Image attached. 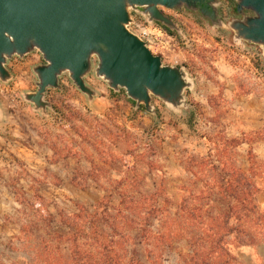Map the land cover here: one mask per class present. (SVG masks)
Instances as JSON below:
<instances>
[{"label": "rangeland", "instance_id": "obj_1", "mask_svg": "<svg viewBox=\"0 0 264 264\" xmlns=\"http://www.w3.org/2000/svg\"><path fill=\"white\" fill-rule=\"evenodd\" d=\"M217 2L222 27L213 26L199 10L160 8L176 29L156 21L148 22L143 9L131 11L133 22L128 29L147 42L148 49L161 57L164 66L183 68L193 82V88L184 92L186 106L178 110L157 97H152L154 114L142 111L144 106L137 109L124 89L113 91L93 70L85 78L86 85L97 93L91 103L68 73H64L59 78L60 88L46 92L44 100L54 110L47 108L44 114L42 110L34 111V105L23 97L37 90L38 78L33 68L44 64L42 55L34 51L7 62L12 79L0 80V254L3 258L28 259L25 252L16 250L17 211L21 208L17 197L31 200L36 195L43 196L45 205L58 213L73 211L77 204L93 205L104 196L94 187L85 190L71 183L75 160L55 162L49 142L59 141L58 135L66 136V140H80L67 123L63 127L68 128L67 133L57 124L60 117L55 108L70 115L63 109L70 105L88 116H99L103 125L113 129L105 118L111 119L133 132L145 146L154 140L159 148L157 160L167 169L169 192L175 196L186 178L182 163L185 155H208L209 150L215 154L224 140L235 138L250 142L237 150L231 148L236 166L246 159L250 147L264 160V50L237 41L229 26L233 20L253 14L250 11L238 14L237 0ZM94 64L95 68L96 60ZM192 113L191 129L187 122ZM72 121L73 125L83 127L76 116ZM259 201L264 208V193ZM238 255L244 264H264V244L241 249Z\"/></svg>", "mask_w": 264, "mask_h": 264}, {"label": "trees", "instance_id": "obj_2", "mask_svg": "<svg viewBox=\"0 0 264 264\" xmlns=\"http://www.w3.org/2000/svg\"><path fill=\"white\" fill-rule=\"evenodd\" d=\"M63 109L70 115L55 108L57 124L80 140L58 135L59 141L49 142L55 162L75 160L71 183L104 196L58 213L43 196L17 197L16 250L28 259L0 254V264H244L238 252L264 244V160L251 147L239 166L231 158V148L250 142L234 138L215 154L185 155L186 178L175 196L154 140L142 145L111 119L105 118L113 129L99 116ZM74 116L83 127L73 125Z\"/></svg>", "mask_w": 264, "mask_h": 264}, {"label": "water", "instance_id": "obj_3", "mask_svg": "<svg viewBox=\"0 0 264 264\" xmlns=\"http://www.w3.org/2000/svg\"><path fill=\"white\" fill-rule=\"evenodd\" d=\"M217 0H0V80L12 79L6 68L13 57L24 58L38 51L44 64L33 72L37 90L23 94L34 111L53 106L44 100L50 88H60L59 78L68 73L73 84L91 103L97 93L85 78L94 70L97 78L117 92L124 89L135 102L154 114L152 97L173 110L186 106L184 92L193 82L183 68L164 66L153 55L147 42L128 27L131 11L143 9L148 22H159L170 29L176 25L160 8L199 10L213 26L222 27ZM202 5V7H198ZM236 11L253 15L233 20L229 26L237 41L261 46L264 50V0H237ZM96 60V67L94 61Z\"/></svg>", "mask_w": 264, "mask_h": 264}, {"label": "flooded vegetation", "instance_id": "obj_4", "mask_svg": "<svg viewBox=\"0 0 264 264\" xmlns=\"http://www.w3.org/2000/svg\"><path fill=\"white\" fill-rule=\"evenodd\" d=\"M200 7L202 6V5H199Z\"/></svg>", "mask_w": 264, "mask_h": 264}, {"label": "crops", "instance_id": "obj_5", "mask_svg": "<svg viewBox=\"0 0 264 264\" xmlns=\"http://www.w3.org/2000/svg\"><path fill=\"white\" fill-rule=\"evenodd\" d=\"M263 118H264V116H263ZM251 130V129H250Z\"/></svg>", "mask_w": 264, "mask_h": 264}]
</instances>
